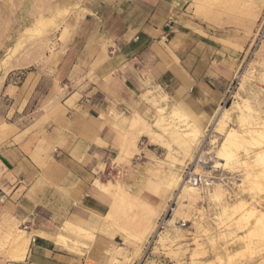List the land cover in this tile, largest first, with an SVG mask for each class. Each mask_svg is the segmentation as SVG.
Masks as SVG:
<instances>
[{"label": "crops", "instance_id": "crops-1", "mask_svg": "<svg viewBox=\"0 0 264 264\" xmlns=\"http://www.w3.org/2000/svg\"><path fill=\"white\" fill-rule=\"evenodd\" d=\"M35 2L42 4L36 17L47 24L43 33L65 39L51 45L62 51L47 63L52 77L36 80L0 150V264H82L85 255L99 260L97 251L79 248V255L58 236L78 228L97 235L118 187H129L130 197L143 188L136 199L158 211L171 203L166 145L177 163L186 158L161 129L174 109L200 140L230 91L247 42L216 8L195 15L184 7L188 1ZM8 50L0 48L8 72L29 65L22 57L7 59ZM115 163L128 164L124 174ZM20 231L26 252L11 260L9 244Z\"/></svg>", "mask_w": 264, "mask_h": 264}, {"label": "rangeland", "instance_id": "rangeland-1", "mask_svg": "<svg viewBox=\"0 0 264 264\" xmlns=\"http://www.w3.org/2000/svg\"><path fill=\"white\" fill-rule=\"evenodd\" d=\"M183 1H188L184 7L193 8L195 15L216 8L220 16L234 24L236 35L247 42L231 84L233 91L209 126L207 143L210 149L222 142L225 132L220 133L215 122L220 111L228 109L224 131L233 128L244 136L238 141L240 147H235L239 160L227 167H213L210 162L202 166L203 173L195 174L201 169L196 165L199 132L182 163H177L175 151L166 145L171 172L166 174V185L173 190L171 203L158 211L136 199L143 188L133 189L130 197L129 187H118L116 202L97 235L78 228L77 233L61 241L79 255V248L97 251L99 260L85 255L82 264H264V223L260 218L264 214V160L256 159L264 153V38L255 46L257 33L264 28V0ZM41 10L42 4L35 0H0V48L9 47L7 59L22 57L29 64L8 72L11 67L5 66V61L0 63V150L18 127L19 110L27 93L40 77H52L54 67L47 63L62 53L52 50L51 45L64 42L65 36L58 39L43 33L47 24L36 17ZM60 86L61 91L56 89L61 94L68 91L64 84ZM172 114L161 130L175 143L166 130L168 124L175 123L183 130L194 127L180 123L177 118L181 116ZM133 127L130 125L129 130ZM129 137L124 141L123 154L132 143V132ZM244 158L249 163H242ZM115 166H121L124 174L128 164ZM197 176L202 179L192 182L195 190H187L192 186L188 180ZM134 180L131 175L129 181Z\"/></svg>", "mask_w": 264, "mask_h": 264}, {"label": "bare ground", "instance_id": "bare-ground-1", "mask_svg": "<svg viewBox=\"0 0 264 264\" xmlns=\"http://www.w3.org/2000/svg\"><path fill=\"white\" fill-rule=\"evenodd\" d=\"M224 110L225 111H223V110L220 111L219 115L216 118V122H215V124L217 125V130L220 133L225 132V133H223L224 138H223L222 142L217 147H215V148L213 147L210 149L206 148L207 150L200 154L196 165H197V167H199L201 169H197L199 171L196 170L195 171L196 174L203 173L202 166L207 165L210 162L214 163L213 167H219V166L227 167V166H230L231 164H233L235 162H238V160H239L237 149H235V147L238 144L239 139H244V136L239 131H237L233 128H230L227 131H224V127H225V123H226L225 120H226V118H228L227 117V115H228L227 110L228 109H224ZM172 111H171V113H173L172 115H175V116L180 115L181 116L179 111H175V110L173 112ZM174 124H171V123L168 124L166 126V130L169 132L173 141L178 145V147L181 149L183 154L187 155L190 152V149H191L196 137L198 136L199 131L195 127L191 128L190 130L179 129L178 128L179 126L177 127ZM238 146H239V144H238ZM256 159L257 160H264V153L259 154ZM241 162L245 164L248 162V159L244 158V159H242ZM193 181H196V179L190 178L188 180V182H190L191 185L193 184L192 183ZM180 185H181V183H180ZM187 188H188L187 190H190V191L195 190V187L193 185L190 187H187ZM260 218H261V223L263 224L264 223V214H262ZM63 238H64L63 235H59L57 239H58V241L61 242V241H63ZM26 243H27V240H26L25 234L22 231H20L18 234H16L11 239L10 244H9V246H10L9 257L11 260H18V259H22L24 257V254L26 252ZM87 263H90V262H87Z\"/></svg>", "mask_w": 264, "mask_h": 264}, {"label": "built area", "instance_id": "built-area-1", "mask_svg": "<svg viewBox=\"0 0 264 264\" xmlns=\"http://www.w3.org/2000/svg\"><path fill=\"white\" fill-rule=\"evenodd\" d=\"M264 38V28L260 31V32H258L257 33V36H256V42H255V46L262 40ZM234 87V86H233ZM233 87H231L230 88V91L228 92V94H227V99H229V97L231 96V93H232V91H233ZM210 131H211V127L209 128V129H207L206 131H205V134H204V136H202L201 137V139L199 140V145H198V148H197V152H196V159L198 160L199 158V156H200V154L202 153V152H204V151H206L207 149V147H208V138H209V134H210ZM196 174V173H195ZM200 174V173H199ZM201 176H197V178H196V181L197 180H199V182L201 181ZM3 201V196L2 195H0V202H2ZM21 228L22 229H27V227H26V225H22L21 226ZM31 241H34V238L32 237L31 238Z\"/></svg>", "mask_w": 264, "mask_h": 264}]
</instances>
